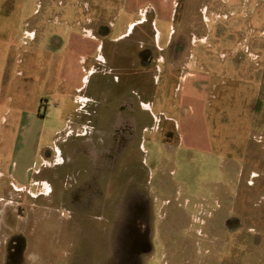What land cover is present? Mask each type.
I'll return each instance as SVG.
<instances>
[{"label":"rangeland","instance_id":"1","mask_svg":"<svg viewBox=\"0 0 264 264\" xmlns=\"http://www.w3.org/2000/svg\"><path fill=\"white\" fill-rule=\"evenodd\" d=\"M0 234L44 264H264V0H0Z\"/></svg>","mask_w":264,"mask_h":264},{"label":"crops","instance_id":"2","mask_svg":"<svg viewBox=\"0 0 264 264\" xmlns=\"http://www.w3.org/2000/svg\"><path fill=\"white\" fill-rule=\"evenodd\" d=\"M159 14V13H158ZM157 14V15H158ZM135 24H132L131 27L135 28ZM157 30V36L160 35L159 29ZM128 35V34H126ZM124 38L125 36H121ZM93 40H97L95 38H90ZM87 40V38L83 39ZM185 80H188V78H185ZM190 80V81H189ZM188 81V91L194 90V91H201L197 88V86L194 85L196 82V79H189ZM186 90V89H185ZM200 92V93H201ZM203 106V105H202ZM201 106V107H202ZM193 112V108L191 110ZM195 112V110H194ZM201 121L199 117H192L188 121L184 122V129L186 131L185 135L183 136V141H188L189 143L196 141L199 142L203 140V134L200 132L201 131ZM198 146V144H197ZM6 236L0 234V264H44L41 262H37V255H34L32 251L30 252L28 249V244L25 246H9L6 245L4 239Z\"/></svg>","mask_w":264,"mask_h":264}]
</instances>
